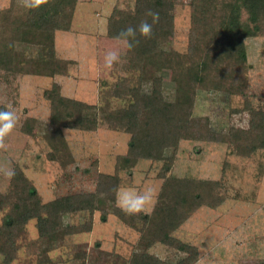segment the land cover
<instances>
[{
	"label": "rangeland",
	"instance_id": "374dc122",
	"mask_svg": "<svg viewBox=\"0 0 264 264\" xmlns=\"http://www.w3.org/2000/svg\"><path fill=\"white\" fill-rule=\"evenodd\" d=\"M25 5V0H17ZM175 32L170 45L186 51L191 31L189 0H176ZM10 0H0V8ZM135 0H79L71 31L57 33L58 53L73 60L69 75L41 76L25 74L11 85L0 84V104H6L16 115L14 129L0 138V190L6 191L8 172L16 165L36 185L44 201L72 191H94L100 172L113 173L116 157L125 154L129 133L116 125L118 108L129 99L116 94L119 80L138 82V74L128 67L124 40L106 36L107 18L114 8L133 7ZM245 16V14H243ZM247 51V82L227 83L221 90L200 89L194 115L208 117L210 126L228 132L232 126L247 127L249 114L243 111L244 94L254 105H264V32L245 40ZM20 49L33 54L30 45ZM120 53V60L106 67L105 54ZM163 92L173 100L178 91L174 74L164 70ZM58 80L63 93L98 107L99 127L93 131L55 128L49 123V104L43 91ZM35 118L34 135L21 129L23 121ZM63 134L69 142L71 160H53L48 138ZM172 149L167 150L171 154ZM170 173L179 177L223 179L230 196L217 207L202 206L173 235L195 244L199 259L194 264H252L264 258V149L241 155L227 143L208 140H182ZM64 163H66L64 165ZM161 162L140 159L129 171L121 172L119 189L153 190V198L145 204L143 213H153L158 204L162 180L157 177ZM117 194L99 197V209L94 213L91 231L84 230L82 214L68 215L65 222L74 226L71 234L58 232L49 240L41 238L35 220H29L18 234L13 253L6 262L0 254V264H129L131 255L143 251L144 240L152 239L157 224L149 222L139 231L141 222L114 213ZM102 209L108 216L102 220ZM84 218V219H83ZM129 223L131 227L129 226ZM62 226V219L52 221L53 228ZM12 251V249H11ZM148 251L175 264L185 254L156 243Z\"/></svg>",
	"mask_w": 264,
	"mask_h": 264
},
{
	"label": "trees",
	"instance_id": "16d2710c",
	"mask_svg": "<svg viewBox=\"0 0 264 264\" xmlns=\"http://www.w3.org/2000/svg\"><path fill=\"white\" fill-rule=\"evenodd\" d=\"M176 0H135L133 7L114 6L107 18L106 36L115 40L122 29L138 28L142 21L152 24V34L145 37L137 31L139 41L126 47L128 67L138 74L136 84L119 80L116 94L129 99L116 113V125L129 133L127 151L118 155L113 173L100 172L94 191L76 190L44 201L34 182L16 165L9 187L0 190V254L6 262L15 257L13 250L18 234L34 219L40 237L52 239L55 234H71L74 226L65 222L68 215L80 213L84 230L91 231L99 197L116 196L122 184L121 172L130 171L140 159L161 162L157 177L162 180L158 193L160 204L153 213L126 214L121 208L114 213L129 215L141 223L143 231L149 222L157 224L152 239L144 240L143 251L131 255L129 264H173L150 253L156 243L185 254L175 264H194L200 256L198 247L173 235L202 206L217 207L230 196L223 179L179 177L170 173L182 140H208L227 143L241 155L264 149V105H254L244 94L243 111L249 114L247 127L232 126L228 132L210 126L208 117L194 115L200 89L221 90L227 83L247 82L245 40L264 32V0H189L191 31L186 51L170 41L175 32ZM79 0H47L38 9H29L17 0L0 8V84L11 85L25 74L41 76L69 75L72 59L62 57L57 49V33L71 31ZM150 11L159 13L153 23ZM245 14V16H243ZM30 45L33 54L19 48ZM164 70L174 74L178 91L173 100L163 92ZM49 104V123L55 128L93 131L99 127L98 107L63 93L62 84L53 80L43 91ZM0 110H8L0 104ZM35 118L23 121L21 129L34 135ZM53 159L71 160L69 142L63 134L48 138ZM172 149L171 154L167 150ZM66 163H64L65 165ZM102 220L108 212L102 209ZM62 219V226L52 221ZM83 218V219H84ZM129 226L131 227L130 223ZM12 249V251H11ZM252 264H264V258Z\"/></svg>",
	"mask_w": 264,
	"mask_h": 264
},
{
	"label": "clouds",
	"instance_id": "9594fccd",
	"mask_svg": "<svg viewBox=\"0 0 264 264\" xmlns=\"http://www.w3.org/2000/svg\"><path fill=\"white\" fill-rule=\"evenodd\" d=\"M47 0H25V7L29 9H38ZM149 15L152 16L153 23L158 21L159 13L150 11ZM137 31L145 37L152 34V24L148 21H142L138 28L128 26L121 30L118 34V39H123L129 49H132L139 41L136 39ZM120 53L116 50H109L104 57L106 67L111 68L114 63L119 62ZM16 115L13 111L0 110V138L9 134L15 127ZM14 171H9V177L13 176ZM153 190L147 188L143 191H138L134 188L119 189L117 192V205L126 214L135 215L140 213L145 204L153 198Z\"/></svg>",
	"mask_w": 264,
	"mask_h": 264
},
{
	"label": "crops",
	"instance_id": "0c3cea01",
	"mask_svg": "<svg viewBox=\"0 0 264 264\" xmlns=\"http://www.w3.org/2000/svg\"><path fill=\"white\" fill-rule=\"evenodd\" d=\"M57 49H58V42H57Z\"/></svg>",
	"mask_w": 264,
	"mask_h": 264
}]
</instances>
